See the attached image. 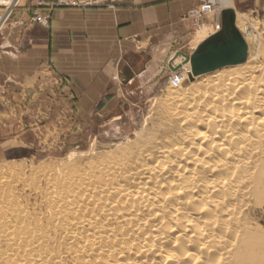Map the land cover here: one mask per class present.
Instances as JSON below:
<instances>
[{
  "label": "bare ground",
  "instance_id": "bare-ground-1",
  "mask_svg": "<svg viewBox=\"0 0 264 264\" xmlns=\"http://www.w3.org/2000/svg\"><path fill=\"white\" fill-rule=\"evenodd\" d=\"M211 1L218 18L236 10L247 60L171 90L167 126L142 144L64 167L46 196L52 226L1 208L0 264H264L251 208L264 205V47L239 25L234 0ZM178 57L174 87L192 75L184 56L170 64Z\"/></svg>",
  "mask_w": 264,
  "mask_h": 264
},
{
  "label": "crops",
  "instance_id": "crops-1",
  "mask_svg": "<svg viewBox=\"0 0 264 264\" xmlns=\"http://www.w3.org/2000/svg\"><path fill=\"white\" fill-rule=\"evenodd\" d=\"M50 1L25 0L0 36V118L25 116L33 132L46 128L44 118H56V128L79 134L92 118L111 116L146 94L162 60L189 48L195 22L189 13L202 3L118 0L114 8H56L48 26L34 22V11L45 13Z\"/></svg>",
  "mask_w": 264,
  "mask_h": 264
},
{
  "label": "rangeland",
  "instance_id": "rangeland-1",
  "mask_svg": "<svg viewBox=\"0 0 264 264\" xmlns=\"http://www.w3.org/2000/svg\"><path fill=\"white\" fill-rule=\"evenodd\" d=\"M24 2L25 0H6L0 11L2 19L0 21L3 23L0 22L2 24L0 36L7 31L16 9ZM234 2L239 13V25L248 26L249 31H253L257 39L256 43H261L264 47V25L261 23L264 19V4L252 6L240 5L236 0ZM197 10L196 8L189 13L195 21L192 34L187 40L190 55L204 39L216 33L215 23H221V17L218 18L215 9L213 14L209 16L205 14L201 21L197 19ZM253 26L259 29L254 31ZM174 55L172 52L162 60L160 74L151 84L145 86L146 94H143L142 98H130L124 102L121 111H115L111 116L92 118L93 123L80 134L56 128L60 122L56 118H44L46 121L48 119V124L41 132L29 131L25 116L22 122H19L20 117L0 118V215L4 214L1 208L18 206L33 217L41 218L45 225L49 220V225L52 226L50 200L46 196L52 189V180L60 171L65 170L64 167L83 166L90 160L113 156L125 148H134L150 139L158 130L165 128L170 91L181 86H192L197 79V77L191 79V72H188L187 80L180 86L174 87L169 84L168 80L173 70L168 68L167 62ZM185 65L182 64L181 68L183 69ZM42 160L49 162L51 170H40ZM262 186L264 190V183ZM251 208L255 213L254 221L264 232V205L256 204ZM60 237L66 242V234L61 229L57 235L58 239ZM62 248L64 251V244Z\"/></svg>",
  "mask_w": 264,
  "mask_h": 264
},
{
  "label": "water",
  "instance_id": "water-1",
  "mask_svg": "<svg viewBox=\"0 0 264 264\" xmlns=\"http://www.w3.org/2000/svg\"><path fill=\"white\" fill-rule=\"evenodd\" d=\"M237 13L233 7L224 8L221 12V30L203 40L189 55V49L177 51L174 57L182 55L192 68L191 78L209 73L218 68L244 63L249 55V45L237 24ZM181 66L170 68L176 71Z\"/></svg>",
  "mask_w": 264,
  "mask_h": 264
},
{
  "label": "built area",
  "instance_id": "built-area-1",
  "mask_svg": "<svg viewBox=\"0 0 264 264\" xmlns=\"http://www.w3.org/2000/svg\"><path fill=\"white\" fill-rule=\"evenodd\" d=\"M118 4V0H51L47 4V11L45 13H40L38 10L34 11L33 21L39 23L43 26H48L52 19V13L56 8L65 7V8H114ZM216 4L211 0H202L201 5L197 8L196 11L197 19L201 21L202 17L215 9ZM216 32L221 29V23L216 24ZM181 74V73H180ZM178 74L173 76V83L178 84L180 81L181 75Z\"/></svg>",
  "mask_w": 264,
  "mask_h": 264
}]
</instances>
